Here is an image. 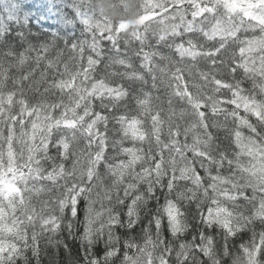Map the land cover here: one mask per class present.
Returning a JSON list of instances; mask_svg holds the SVG:
<instances>
[{"label": "clouds", "instance_id": "obj_1", "mask_svg": "<svg viewBox=\"0 0 264 264\" xmlns=\"http://www.w3.org/2000/svg\"><path fill=\"white\" fill-rule=\"evenodd\" d=\"M0 264H264V0H0Z\"/></svg>", "mask_w": 264, "mask_h": 264}]
</instances>
